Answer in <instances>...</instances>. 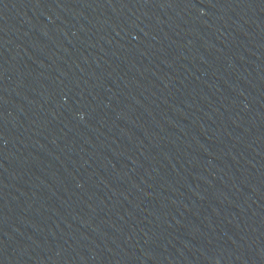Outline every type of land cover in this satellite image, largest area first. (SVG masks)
I'll list each match as a JSON object with an SVG mask.
<instances>
[{"label": "water", "instance_id": "obj_1", "mask_svg": "<svg viewBox=\"0 0 264 264\" xmlns=\"http://www.w3.org/2000/svg\"><path fill=\"white\" fill-rule=\"evenodd\" d=\"M0 264H264V0H0Z\"/></svg>", "mask_w": 264, "mask_h": 264}]
</instances>
